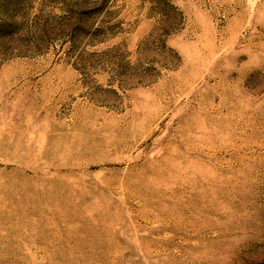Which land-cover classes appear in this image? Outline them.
Wrapping results in <instances>:
<instances>
[{"label": "rangeland", "instance_id": "1", "mask_svg": "<svg viewBox=\"0 0 264 264\" xmlns=\"http://www.w3.org/2000/svg\"><path fill=\"white\" fill-rule=\"evenodd\" d=\"M0 264H264V0H0Z\"/></svg>", "mask_w": 264, "mask_h": 264}]
</instances>
